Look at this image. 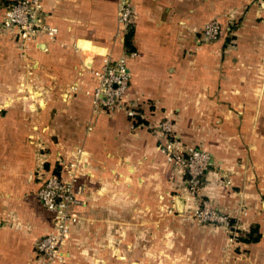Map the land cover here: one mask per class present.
I'll use <instances>...</instances> for the list:
<instances>
[{"label": "crops", "instance_id": "1", "mask_svg": "<svg viewBox=\"0 0 264 264\" xmlns=\"http://www.w3.org/2000/svg\"><path fill=\"white\" fill-rule=\"evenodd\" d=\"M14 1L0 0V23ZM123 1L132 11L130 50L116 21ZM42 5L53 42L40 36L22 48L0 26V264H37L34 245L52 226L36 192L59 159L76 161L82 187L64 264H264V13L255 0ZM212 20L224 33L202 42ZM130 53L125 102L146 116L166 114L180 143L208 152L202 192L238 217L244 236L256 228L258 241H239L226 260L220 233L164 212L184 174L147 128L122 112L92 114L91 73L103 57Z\"/></svg>", "mask_w": 264, "mask_h": 264}, {"label": "built area", "instance_id": "2", "mask_svg": "<svg viewBox=\"0 0 264 264\" xmlns=\"http://www.w3.org/2000/svg\"><path fill=\"white\" fill-rule=\"evenodd\" d=\"M264 13V0H255ZM44 9L42 0H15L5 7L0 26L3 30H14L19 45L25 48L38 37L43 36L53 42L57 35L56 28L42 22ZM132 11L123 1L119 7L116 21L122 31L131 23ZM224 31L215 21L206 22L200 32L202 42H215ZM133 53L118 59L103 57L101 66L91 76L95 86L90 92L92 114L105 112L108 115L124 113L132 124L153 131L156 147L165 162L184 174L186 194L190 198L197 193L202 177L212 167V158L208 152L184 145L173 135L170 120L164 118L155 126L142 122V116L134 111L132 104L125 102L130 74L126 66L127 58ZM137 120L140 123H137ZM80 151H76L79 154ZM57 171L46 172L36 192V198L42 208L51 215L52 232L40 237L34 245L37 264H64L63 248L67 236L76 218L71 209L82 205V187L78 183V164L74 160L59 159ZM199 221L214 223L232 228L231 218L216 215L206 204L198 215Z\"/></svg>", "mask_w": 264, "mask_h": 264}, {"label": "rangeland", "instance_id": "3", "mask_svg": "<svg viewBox=\"0 0 264 264\" xmlns=\"http://www.w3.org/2000/svg\"><path fill=\"white\" fill-rule=\"evenodd\" d=\"M133 108L136 113H139L142 116V122H145V124L149 123L151 126H155L159 123V121H162L164 118H167L170 120V124L172 126V131L174 135V127L171 122V119L166 114H162L160 116H155L153 114L146 116L142 113L141 109H139V106H134ZM128 118V117H127ZM129 119V118H128ZM147 121H144V120ZM141 127V126H140ZM147 130L152 134L154 137L153 131L148 129ZM175 136V135H174ZM177 141H179L176 138ZM180 142V141H179ZM157 146V145H156ZM212 168V167H211ZM207 171L206 173H208ZM206 174L202 177L200 185L198 187L197 193L194 197L190 198L186 194V185L184 182L185 177H183V182H180L178 185H176L175 192L172 194L169 198V207L164 209V212L168 215L178 216L185 222H187L190 226H195L204 234L213 235L216 233H220L222 235V245L220 248L221 258L223 260H226L228 258V249H234L236 244L239 243V238L244 236V231L241 229L240 222L236 219H232L230 215H228V212H225L217 207H215L209 200V198L202 192V188L206 186ZM222 185L228 187V180L222 177ZM206 204L210 210H212L216 215L219 216H225L228 218V216L231 218V224L232 228L228 229L227 226L223 225H217L214 223H204L200 222L198 215L199 212L202 209V204ZM240 215L244 216V212L241 210ZM235 250H238L235 248Z\"/></svg>", "mask_w": 264, "mask_h": 264}, {"label": "trees", "instance_id": "4", "mask_svg": "<svg viewBox=\"0 0 264 264\" xmlns=\"http://www.w3.org/2000/svg\"><path fill=\"white\" fill-rule=\"evenodd\" d=\"M130 36H131V29L130 26L128 25L124 30L123 41H124V45L129 50H130V43H129ZM137 123H140V121L137 120ZM258 239H259V235L257 234L256 228L253 227L248 231V233L245 236L239 238V241L248 244V243H255L258 241Z\"/></svg>", "mask_w": 264, "mask_h": 264}]
</instances>
